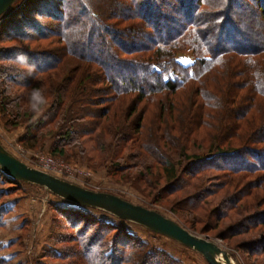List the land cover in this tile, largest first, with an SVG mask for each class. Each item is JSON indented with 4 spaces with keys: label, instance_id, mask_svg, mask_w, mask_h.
<instances>
[{
    "label": "trees",
    "instance_id": "trees-1",
    "mask_svg": "<svg viewBox=\"0 0 264 264\" xmlns=\"http://www.w3.org/2000/svg\"><path fill=\"white\" fill-rule=\"evenodd\" d=\"M0 117L25 126L30 148L49 140L54 155L138 188L164 182L153 200L192 190L172 201L184 223L236 220L219 237L257 231L236 249L264 253V0H25L0 17ZM0 180L25 183L1 169ZM68 203L55 209L77 234L61 232L48 258L183 264L128 221Z\"/></svg>",
    "mask_w": 264,
    "mask_h": 264
},
{
    "label": "rangeland",
    "instance_id": "rangeland-1",
    "mask_svg": "<svg viewBox=\"0 0 264 264\" xmlns=\"http://www.w3.org/2000/svg\"><path fill=\"white\" fill-rule=\"evenodd\" d=\"M24 1L17 0L8 11L16 9ZM234 14L236 21L242 16L240 11L237 12V10L234 11ZM42 20L51 24L55 23V21L47 18H42ZM194 60L195 57L191 51L182 52L179 55V61L183 64L192 63ZM133 122L131 119L129 124H133ZM24 133V125L10 129L5 126L0 117V142L27 164L44 170L41 157L45 156H50L58 166L69 164L71 166L68 172L60 177L89 189L111 192L134 203L156 209L177 220L188 229L219 241L231 251L238 264H248L249 262H251L249 264H264V253L254 257L244 253L248 258L247 261L242 258L244 254L236 249L243 247L245 242L255 238L259 232L241 233L227 239H221L219 237L221 233L238 226L236 220L225 218L220 225H212L210 228L205 219L196 223V228H192L180 219V215L172 209V201L175 198H186L191 195L192 190L188 191L182 188L172 194L167 190H162L163 195L159 200L155 198L153 200L152 196L154 193H159L160 187L165 184L164 182L157 184L155 186L157 188H138L131 181L121 179L118 174L112 176L105 169L91 168L88 163L78 157L67 159L64 156L54 155L50 152L49 140L39 147L30 148L20 140ZM172 190L175 189L172 188ZM3 204L11 208L4 216L5 225L0 227V256L7 260L6 264H65L60 260L48 258L47 255L53 249H62L63 245L57 242V237L61 232H75L77 234L72 229L67 231L65 219L55 209L57 204L68 205V201L54 196L45 188L33 184H10L0 180V206ZM180 212L182 211L179 210ZM95 213L100 219H105L108 222L112 221L118 224L120 222L115 216L102 210ZM182 214L185 215L186 219L191 218L185 212H182ZM124 227L144 242L149 243L151 247L166 250L172 256L180 259L183 264H209L201 254L171 238L158 235L131 222H125Z\"/></svg>",
    "mask_w": 264,
    "mask_h": 264
},
{
    "label": "water",
    "instance_id": "water-1",
    "mask_svg": "<svg viewBox=\"0 0 264 264\" xmlns=\"http://www.w3.org/2000/svg\"><path fill=\"white\" fill-rule=\"evenodd\" d=\"M17 0H0V16ZM0 169L9 177L39 185L55 196L78 205L107 212L116 218L138 224L201 254L209 264H238L231 251L219 241L198 234L160 211L134 203L117 194L89 189L48 171L33 167L0 142Z\"/></svg>",
    "mask_w": 264,
    "mask_h": 264
},
{
    "label": "built area",
    "instance_id": "built-area-1",
    "mask_svg": "<svg viewBox=\"0 0 264 264\" xmlns=\"http://www.w3.org/2000/svg\"><path fill=\"white\" fill-rule=\"evenodd\" d=\"M43 162V169L57 176H61L65 172H68L71 165L61 164L58 166L50 156L41 157ZM74 167V166H73Z\"/></svg>",
    "mask_w": 264,
    "mask_h": 264
}]
</instances>
